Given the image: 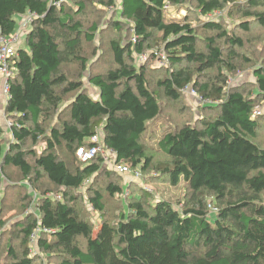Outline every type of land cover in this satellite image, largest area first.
<instances>
[{
    "label": "trees",
    "instance_id": "16d2710c",
    "mask_svg": "<svg viewBox=\"0 0 264 264\" xmlns=\"http://www.w3.org/2000/svg\"><path fill=\"white\" fill-rule=\"evenodd\" d=\"M51 1L0 0V36L15 32L17 16L34 14L25 46L19 45L13 57L15 71L4 106L11 140L4 149L0 126V211L1 187L13 182L11 171L27 181L28 191L24 213L16 221L19 244L8 248L7 264H42V256L31 253L33 232L38 249L54 264H264V147L256 140L264 114H254L257 101L264 99V65L253 70L256 89L251 94L237 86L225 90L227 73L235 72L234 48L243 42L207 16L224 9L228 0H195L205 17L200 26L185 16L166 19L165 5L181 6L185 0H119L116 26L126 25L131 38L111 40L116 66L89 77L98 89L96 98L62 66L75 61L85 69L82 37L92 41L97 24L83 31L78 17L85 10L83 1L74 11ZM99 2L115 5V0ZM244 3L240 27L248 30L252 20L264 27V9H258L264 0ZM210 30L217 32L208 34ZM153 31L160 33L169 62L161 68L165 74L157 87L168 99L178 100L181 89L191 85L202 98L214 101L206 105L214 117L163 133L157 149L164 159L155 164V172L173 187L182 182L192 193L206 190L217 210L210 213L203 201L181 208L164 199L150 202L144 191L132 195L110 222L104 218V191L94 178L101 172L111 177L113 170L102 167L101 155L82 161L77 150L92 146L90 137L100 133L116 163L141 174L153 164L143 138L160 113L158 91L148 84L146 64L137 65L135 58L144 53ZM217 39L227 42V56ZM211 70L217 71L212 85ZM69 93L74 95L63 115L62 97ZM43 177L48 184L38 191ZM81 189L87 211L99 214L97 224L76 207ZM104 190L126 197L124 186L113 180Z\"/></svg>",
    "mask_w": 264,
    "mask_h": 264
},
{
    "label": "rangeland",
    "instance_id": "374dc122",
    "mask_svg": "<svg viewBox=\"0 0 264 264\" xmlns=\"http://www.w3.org/2000/svg\"><path fill=\"white\" fill-rule=\"evenodd\" d=\"M78 1L85 2V10L78 16L82 22L83 31L86 32L92 23L97 24V30L92 41H87L82 37L80 53L86 60L85 69L81 68L79 62L73 61L68 64H63L62 71L65 72L68 77L78 79L82 83L83 89H86L88 94L96 98L98 96V89L89 83V77L94 74H103L108 69L116 66L110 49L111 40L115 39L124 43L128 42L131 37L126 25H122L121 29H118L116 26L115 19H119V17L115 15V13H118L119 0H115V5L113 7L103 6L99 0H52L51 2H53L56 7L62 4L64 7H70V9L74 11V6ZM194 1L195 0H185L181 6H170L165 14L166 19L185 16L193 26H200L205 17H203ZM244 4V0H228L224 9L213 11L207 18L218 21L223 25L225 30L231 34H235L241 38L243 42L240 47L234 48L236 54L231 60L235 65V72L227 73L226 82H224L225 90L237 86L241 87V90L245 93L251 94L256 89L253 70L255 67L264 65V27L254 20L250 22L248 30H244L240 27L241 20L245 18L243 10H246V6ZM258 9L262 10L264 6H260ZM15 21L17 30L19 16H17ZM207 32L208 34H215L217 31L210 30ZM198 34L201 36L205 35L204 30L198 29ZM152 35V38L146 45L147 48L144 51L145 58L143 62L147 66L148 84L151 88L158 91L160 113L156 119L149 122V129L144 135L143 142L147 146V153L153 158V164L149 169L142 171V174L140 173L138 177H131L130 175L114 172V169L111 167V161H114L113 158L102 163V167L112 169L113 172L111 171V177L104 176L105 172H101L94 178V184L96 183V185L101 187V190L104 191V218L110 222L116 219L118 213L122 209H126L128 199L131 198L132 195H137L144 191L148 196L147 201L153 202L156 199H164L170 201L177 208H181L185 203L192 204L194 202L203 201L205 207L207 210L210 209L211 213L213 212L212 208L217 206L214 205L213 196L206 190L192 193L182 182L178 186L173 187L164 177H159L155 172V164L164 159L157 149V142L163 136V133L165 131H175L185 122L196 124L200 119L214 117V113L209 111L208 107H206V105L209 104L203 105L197 98L188 93L182 94L178 100H171L164 95L162 88L157 87L156 81L165 74L161 68L164 65L168 66L169 62L162 63L159 59L161 54H165L163 49H161L162 39L160 33L153 31ZM21 40L23 43L22 46H25V36H21ZM217 45L224 56H227L231 52L224 39H217ZM136 64L138 65L140 62ZM216 74V70L210 71L208 80L211 85L216 82ZM203 79L204 77H201L199 79L200 82L205 81ZM3 95H0V126L4 129L2 136V148L4 149L11 140V133L9 130V121H7L4 109H2L6 104V99ZM73 95L74 93H69L62 97L60 109L63 108V115L65 114V107ZM255 112L264 114V99H259L257 101ZM56 120L57 117L55 115L50 122H56ZM256 140L260 146L264 147L263 123L258 130ZM38 145L36 149L40 151L43 143L40 142ZM72 156L73 153H70L71 158ZM141 164L138 165L139 168H141ZM135 170L140 171L139 169ZM10 174H12L13 182L7 183L5 187H1L0 264H7L9 262L7 257L8 248L10 246L17 247L19 244L18 237L20 231L16 221L24 213L26 202L25 195L26 192H28L26 189L27 187L25 188V186H27V181L20 179V174L17 171H11ZM109 180H113L115 183L124 186V195H126V197L118 194L109 195L104 190ZM6 181L7 179L5 178L3 182ZM47 184V179L44 177L41 178L37 184L39 186L38 191L42 190L43 186L46 187ZM29 188L33 189L34 187L30 185ZM81 191L83 192V196L82 194L80 195V198L76 202V207L86 219L92 218L95 224H97L99 214L93 211H87V206L84 202V189H81ZM125 198L127 199L125 200ZM261 198L264 199V191L261 193ZM36 237L37 232H35V237L30 240L31 253L39 254V256L41 255L43 258L42 264H54L56 262L55 260H49L48 256L38 249Z\"/></svg>",
    "mask_w": 264,
    "mask_h": 264
},
{
    "label": "built area",
    "instance_id": "2783aa9c",
    "mask_svg": "<svg viewBox=\"0 0 264 264\" xmlns=\"http://www.w3.org/2000/svg\"><path fill=\"white\" fill-rule=\"evenodd\" d=\"M170 6L168 4L165 5V9H169ZM34 14L28 12L22 16V20L19 22V28L17 32H14L10 36H0V75L2 76V92L7 100L10 96L9 89H10V77L13 76L15 71V66L13 62V57L16 54V49L19 45L20 40V31L24 30L25 28L30 26L31 20ZM133 41L136 40L135 37L132 38ZM145 54L139 53L136 55L137 62L144 61ZM162 63L168 62V58L166 54H161L159 57ZM183 94L188 93L191 96L198 99V101L202 104H212L214 103L213 100L209 98H202L191 86L187 85L181 89ZM254 114H260V112ZM10 124V123H9ZM91 142L93 143L92 146L87 148H79L77 150V156L82 160L86 161L91 159L94 155H101L105 161H109L110 158H113L115 154L104 147L101 139L100 133H95L93 136L90 137ZM111 167L121 173L130 175L131 177H138L140 175V171L131 169L126 164L116 163L115 161H111ZM49 195V194H48ZM59 198L60 196H56ZM91 210L93 208L91 207ZM217 208L213 207L212 211L216 212ZM35 237V232L32 233L31 238Z\"/></svg>",
    "mask_w": 264,
    "mask_h": 264
},
{
    "label": "crops",
    "instance_id": "0c3cea01",
    "mask_svg": "<svg viewBox=\"0 0 264 264\" xmlns=\"http://www.w3.org/2000/svg\"><path fill=\"white\" fill-rule=\"evenodd\" d=\"M17 18V17H16ZM22 20V16L20 15L19 16V22ZM18 22V23H19ZM18 28H19V24H18ZM18 28H17V30H16V32L18 31ZM29 30V27H27V28H25L24 30H19L20 31V35L21 36H25V34L27 33V31ZM22 40H21V37H20V40H19V45L20 46H22ZM18 45V46H19ZM2 76L0 75V91H1V93H0V95L2 94L3 95V93H2ZM4 96V95H3ZM5 97V96H4ZM2 109H4V107L2 108Z\"/></svg>",
    "mask_w": 264,
    "mask_h": 264
}]
</instances>
